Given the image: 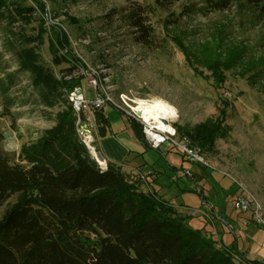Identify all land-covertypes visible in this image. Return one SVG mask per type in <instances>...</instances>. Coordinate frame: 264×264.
<instances>
[{
  "label": "rangeland",
  "instance_id": "rangeland-1",
  "mask_svg": "<svg viewBox=\"0 0 264 264\" xmlns=\"http://www.w3.org/2000/svg\"><path fill=\"white\" fill-rule=\"evenodd\" d=\"M4 1L9 10L0 18V153L17 158L23 145L55 126L58 114L71 105L66 94L35 85L20 63L19 53L27 46L57 78L78 65L73 76H83L80 87L88 98L100 90L116 104L125 93L174 105L181 136L219 120L222 133L212 147H203L205 165L188 161L175 148H151L139 139L130 117L112 104L104 107L109 133L132 150L122 165L130 180L174 206L180 216L191 217L190 225L213 236L236 264L264 263L248 253L263 246L264 224L251 210L235 208L237 197L248 195L264 217L263 27L235 6L215 12L207 0H195L188 13L189 0H184L169 14L149 15L164 44L149 50L137 43L125 16L134 6L156 5V0ZM165 19L172 25L167 27ZM211 64L222 66L223 82L214 77ZM98 132L96 124L97 146ZM7 206H0V218Z\"/></svg>",
  "mask_w": 264,
  "mask_h": 264
},
{
  "label": "trees",
  "instance_id": "trees-1",
  "mask_svg": "<svg viewBox=\"0 0 264 264\" xmlns=\"http://www.w3.org/2000/svg\"><path fill=\"white\" fill-rule=\"evenodd\" d=\"M182 1L134 6L125 17L137 43L149 50L163 47L149 15L169 14ZM194 1L189 0L188 13L194 11ZM207 5L215 12L238 7L264 29V0H207ZM5 9L9 10L7 3L0 0V18ZM164 24L172 25L169 19ZM49 47L53 49L51 43ZM19 58L35 85L50 93L67 95L82 83L83 76H73L78 65L57 78L40 62L34 47L23 48ZM54 62L59 63L58 57ZM221 68L209 65L219 82L224 81ZM93 113L98 133L104 136L109 126L105 110ZM77 117L71 104L58 114L55 126L23 145L17 158L0 153V206L8 204L0 218V264H236L222 254L213 236L190 225L191 217L180 216L174 206L130 180L122 164L107 160L102 170L79 136ZM131 120L139 139L147 143L142 125ZM221 130L216 120L187 129L184 135L202 148L212 147Z\"/></svg>",
  "mask_w": 264,
  "mask_h": 264
},
{
  "label": "built area",
  "instance_id": "built-area-1",
  "mask_svg": "<svg viewBox=\"0 0 264 264\" xmlns=\"http://www.w3.org/2000/svg\"><path fill=\"white\" fill-rule=\"evenodd\" d=\"M92 82L96 87H99L96 78ZM67 98L78 115L77 128L80 138L102 170L107 169V159L97 148L96 122L93 111L109 104L116 106L128 117L142 125L144 138L151 148L156 150L175 148L188 161L208 165L204 149L193 143L188 136L180 135L176 126L179 115L167 114L162 108L155 107L154 98L133 99L122 93L120 94L121 104H116L107 91L101 93L99 90L96 96L88 98L81 87L69 91ZM235 208L240 211L253 210V217L264 224V217L259 205L253 202L248 195H239L235 202Z\"/></svg>",
  "mask_w": 264,
  "mask_h": 264
},
{
  "label": "crops",
  "instance_id": "crops-1",
  "mask_svg": "<svg viewBox=\"0 0 264 264\" xmlns=\"http://www.w3.org/2000/svg\"><path fill=\"white\" fill-rule=\"evenodd\" d=\"M98 144L103 157L111 162L122 165H124L125 162L128 161V158L132 151L115 135V133H113L112 131H110L109 133V129H107L104 136H101V138H99ZM162 151H169V149H165ZM248 253L250 256H258L264 259V244L263 246L253 247L252 249H249Z\"/></svg>",
  "mask_w": 264,
  "mask_h": 264
},
{
  "label": "bare ground",
  "instance_id": "bare-ground-1",
  "mask_svg": "<svg viewBox=\"0 0 264 264\" xmlns=\"http://www.w3.org/2000/svg\"><path fill=\"white\" fill-rule=\"evenodd\" d=\"M155 107L157 108H162L167 114H178L177 109L174 105L162 100V99H158V98H154V103Z\"/></svg>",
  "mask_w": 264,
  "mask_h": 264
}]
</instances>
